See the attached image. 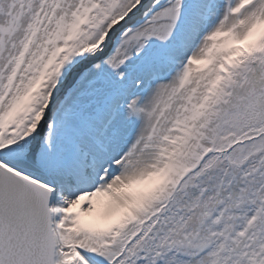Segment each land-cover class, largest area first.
Here are the masks:
<instances>
[{"label": "snow or ice", "instance_id": "snow-or-ice-1", "mask_svg": "<svg viewBox=\"0 0 264 264\" xmlns=\"http://www.w3.org/2000/svg\"><path fill=\"white\" fill-rule=\"evenodd\" d=\"M0 264H264V0H0Z\"/></svg>", "mask_w": 264, "mask_h": 264}]
</instances>
